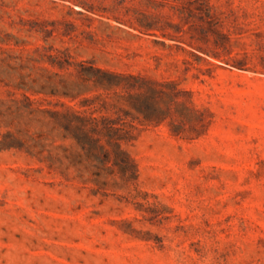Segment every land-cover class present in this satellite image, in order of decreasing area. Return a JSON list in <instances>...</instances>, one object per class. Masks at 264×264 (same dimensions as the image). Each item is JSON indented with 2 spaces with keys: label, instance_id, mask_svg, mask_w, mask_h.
I'll list each match as a JSON object with an SVG mask.
<instances>
[{
  "label": "rangeland",
  "instance_id": "1",
  "mask_svg": "<svg viewBox=\"0 0 264 264\" xmlns=\"http://www.w3.org/2000/svg\"><path fill=\"white\" fill-rule=\"evenodd\" d=\"M0 264H264V0H0Z\"/></svg>",
  "mask_w": 264,
  "mask_h": 264
}]
</instances>
